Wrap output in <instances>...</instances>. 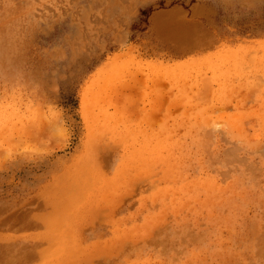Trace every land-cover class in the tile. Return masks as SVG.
<instances>
[{
  "label": "rangeland",
  "instance_id": "rangeland-1",
  "mask_svg": "<svg viewBox=\"0 0 264 264\" xmlns=\"http://www.w3.org/2000/svg\"><path fill=\"white\" fill-rule=\"evenodd\" d=\"M0 264H264V0H0Z\"/></svg>",
  "mask_w": 264,
  "mask_h": 264
},
{
  "label": "crops",
  "instance_id": "crops-1",
  "mask_svg": "<svg viewBox=\"0 0 264 264\" xmlns=\"http://www.w3.org/2000/svg\"><path fill=\"white\" fill-rule=\"evenodd\" d=\"M195 7V8H194ZM200 9V5L193 6L192 12L196 9ZM183 10L179 6H173L168 9H165L164 11H159L155 14H153L151 18L152 28L155 32H162L167 29V23H181L180 19L178 18ZM167 16V17H166ZM163 18V19H162ZM166 18V20H164ZM158 19V21H157ZM162 20V21H161ZM166 24V25H165Z\"/></svg>",
  "mask_w": 264,
  "mask_h": 264
},
{
  "label": "bare ground",
  "instance_id": "bare-ground-1",
  "mask_svg": "<svg viewBox=\"0 0 264 264\" xmlns=\"http://www.w3.org/2000/svg\"><path fill=\"white\" fill-rule=\"evenodd\" d=\"M227 158V157H226Z\"/></svg>",
  "mask_w": 264,
  "mask_h": 264
}]
</instances>
